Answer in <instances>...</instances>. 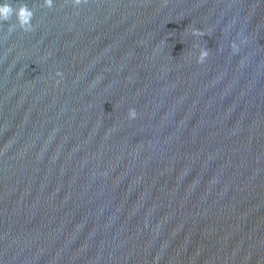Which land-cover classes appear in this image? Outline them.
<instances>
[{"label": "water", "instance_id": "95a60500", "mask_svg": "<svg viewBox=\"0 0 264 264\" xmlns=\"http://www.w3.org/2000/svg\"><path fill=\"white\" fill-rule=\"evenodd\" d=\"M8 2L0 264H264V0Z\"/></svg>", "mask_w": 264, "mask_h": 264}, {"label": "clouds", "instance_id": "9594fccd", "mask_svg": "<svg viewBox=\"0 0 264 264\" xmlns=\"http://www.w3.org/2000/svg\"><path fill=\"white\" fill-rule=\"evenodd\" d=\"M44 4L51 8L53 4V0H44ZM33 16L34 13L32 9L27 7V5H21L20 7H13V4L9 3L8 0H0V22L10 21L14 19V22L9 23L8 25V31L12 32L17 27H19L21 30L28 32L31 31L33 28ZM193 37H202L205 35L204 32L193 28L191 32ZM199 47V52L197 55V63H203L206 58L208 57V50L205 47H200L199 45L194 46ZM233 51L237 50V45L233 43L232 45ZM128 119H134L137 116V112L134 108H130L128 110Z\"/></svg>", "mask_w": 264, "mask_h": 264}]
</instances>
